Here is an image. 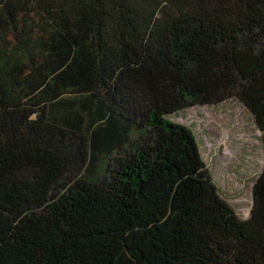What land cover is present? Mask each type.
Masks as SVG:
<instances>
[{"label":"trees","instance_id":"16d2710c","mask_svg":"<svg viewBox=\"0 0 264 264\" xmlns=\"http://www.w3.org/2000/svg\"><path fill=\"white\" fill-rule=\"evenodd\" d=\"M233 97L264 139V0H0V264H264L170 118Z\"/></svg>","mask_w":264,"mask_h":264},{"label":"rangeland","instance_id":"374dc122","mask_svg":"<svg viewBox=\"0 0 264 264\" xmlns=\"http://www.w3.org/2000/svg\"><path fill=\"white\" fill-rule=\"evenodd\" d=\"M170 118L194 131L223 198L242 218L249 217L255 181L264 168V139L251 110L233 97L190 106Z\"/></svg>","mask_w":264,"mask_h":264}]
</instances>
